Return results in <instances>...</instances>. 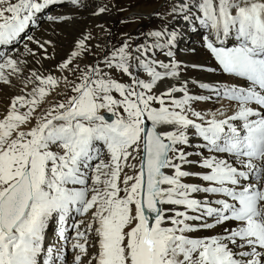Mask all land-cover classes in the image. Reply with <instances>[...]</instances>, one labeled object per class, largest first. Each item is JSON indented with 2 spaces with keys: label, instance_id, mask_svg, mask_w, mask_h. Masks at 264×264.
I'll return each instance as SVG.
<instances>
[{
  "label": "snow or ice",
  "instance_id": "1",
  "mask_svg": "<svg viewBox=\"0 0 264 264\" xmlns=\"http://www.w3.org/2000/svg\"><path fill=\"white\" fill-rule=\"evenodd\" d=\"M57 2L0 0V46L14 45ZM173 11L203 30L215 67L201 70L226 77L192 81L212 95L190 94L174 58L148 56L168 49L173 57L178 33L165 29L81 71L73 95L43 112L58 84L52 75L33 72L31 93L12 99L0 118V264H67L69 245L73 264H264V0H183ZM18 71L0 51V81ZM213 97L226 103L211 113L193 107ZM89 212L88 223L72 221L69 240V219Z\"/></svg>",
  "mask_w": 264,
  "mask_h": 264
},
{
  "label": "rangeland",
  "instance_id": "2",
  "mask_svg": "<svg viewBox=\"0 0 264 264\" xmlns=\"http://www.w3.org/2000/svg\"><path fill=\"white\" fill-rule=\"evenodd\" d=\"M66 1L67 2L59 0L56 4L49 5L45 11L43 10L38 14L37 17L41 19L27 29L26 34H22V38L18 39L14 45L9 46L6 50L11 56L15 55L18 57L22 55L24 51L25 55L22 57L24 61L22 66H20L17 74L18 76L8 84H4L0 81V88L2 86L5 88L4 91L0 93L1 118L7 113L10 106L9 103H11L15 92L18 93V95H23L32 91L35 84H27L25 82H27L33 72L42 76L52 75L58 81L56 88L51 90L50 94L42 102L43 105L46 103L47 107L46 105L43 106L42 103L41 105L43 107L40 105L39 111L42 110L41 112H43L44 109L47 110L52 105L63 102L68 96L73 95L71 86L79 82L81 71L89 66H95L105 55H110L112 51L123 46L125 43L131 46L129 51H133L139 45L153 43L155 38L148 34L152 31H160L162 29L163 21L168 17V12L171 11L172 2H175V0H84V6L81 8H72L74 5L68 0ZM7 2L15 3L17 0H7ZM101 8L105 10L99 12ZM43 12L45 16L42 18ZM128 14L130 15L128 16ZM48 16L57 18L63 16L67 17V19L49 21L47 19ZM46 24H50V29H44L40 31V33L38 30ZM194 25L195 24L188 25L187 29L184 31L186 35L182 39H186L189 35H195L194 32L188 31V29L192 26L194 27ZM167 30L169 31L170 28ZM197 35H195V37H197ZM27 36H32L33 40L38 43L27 40ZM85 36L89 37V39L85 40L86 51L75 58L68 69L61 70L59 65L69 58L71 52L76 50L77 41L84 39ZM193 36L192 38H194ZM181 37L182 35L178 37V42L182 40ZM177 41L171 50L176 52L173 54L175 57L174 59L180 63L182 68V73L180 75L184 76L182 78L186 80L187 74L183 68H186V65L189 66L187 64L188 61L190 62L189 56L191 54H196L200 45L197 41L194 42L192 39L190 45L193 46H188L189 44H187V49L193 51L184 49V51H181L182 45L185 43L179 44ZM25 44L28 46L27 49L25 48ZM196 44L198 45L195 47ZM40 45H43V47ZM5 49L6 48H4V51ZM167 50L168 49H156L148 53V56H154V58L160 60L163 53ZM151 53H154L153 56ZM77 68H79V71H77ZM141 73L143 72H138V75ZM110 75H113V78L125 83H129L131 79L115 71L110 72ZM144 75L145 73L139 75V77L143 78ZM217 77L218 79L221 78L219 76ZM56 89L59 91L63 90L64 92L62 91V94H59V91L55 92ZM199 92L202 94L206 92L209 93L202 89H199ZM91 219V215H88L84 221L85 224ZM70 232H72V230ZM94 239L95 234H92L90 236V243L94 241ZM89 252H94V249L90 248Z\"/></svg>",
  "mask_w": 264,
  "mask_h": 264
},
{
  "label": "bare ground",
  "instance_id": "3",
  "mask_svg": "<svg viewBox=\"0 0 264 264\" xmlns=\"http://www.w3.org/2000/svg\"><path fill=\"white\" fill-rule=\"evenodd\" d=\"M183 2V0H175V2H172L171 5V11L168 12V17L165 19V21H163V26L162 29L160 31H163L165 29L170 28L169 31L175 30L178 33V37H181V39L186 35V32L184 33V31L187 29L189 24H192L191 22L187 23L186 21L183 20L182 18V14H179L178 12H174L173 9L174 8H178V6ZM40 14V13H39ZM133 14V13H132ZM130 14H128L129 16ZM38 16V14H37ZM44 16V15H43ZM41 16V17H43ZM162 25V24H161ZM53 26V25H52ZM159 28H161L160 26H158ZM44 29L49 30L50 29V24H46L44 25L42 28H40L38 31H43ZM158 31V30H157ZM188 31H193L194 34H198L197 36V43H199L200 47L198 48V50L196 51V54H191L189 56L190 62L188 61V65H186V68H183L186 72V76L187 79L186 81H188V89L190 94H194V95H205V96H210L212 95L210 92L209 93H200L199 92V88L196 86V84H193L192 81H200V82H207V83H217V82H224L226 80V77L220 75L219 73H211V72H207V71H202L201 68H206V67H215V63L211 58L210 53L206 50V48L203 46V41H202V36H200V34L203 32L202 29L198 28L197 25H194V27H190L188 29ZM36 33V32H35ZM41 33V32H40ZM184 33V35H183ZM195 36V35H194ZM193 36V37H194ZM38 37V36H37ZM195 38V37H194ZM185 42L184 46V50H189L187 49V44L192 42V37L189 36V38H186L185 40H183V43ZM2 47V51H3V47H7V46H0ZM196 47V46H195ZM202 47V48H201ZM183 50V51H184ZM153 52V51H152ZM25 53V51H24ZM19 55L18 57H16L15 55H13L12 57L15 58L18 61V66L20 69V66H22V63L24 61V59H22V57H24L25 54ZM176 53V52H175ZM152 54V53H151ZM157 59V58H156ZM171 59L169 57H166L164 54L162 55V58L160 60H163L165 62H168V60ZM188 60V59H187ZM186 63V62H185ZM194 66H199V67H194ZM6 74L10 73L11 71H5ZM18 72L16 73H12L11 75L8 76L9 80H13L15 79V77H17ZM113 76V75H112ZM221 77L218 79V77ZM181 80H184L182 77V75H180ZM146 79V74L143 76L142 79ZM62 81V80H61ZM27 83V82H25ZM166 84H171L173 83V81H166ZM28 84V83H27ZM25 86V85H24ZM65 87V86H64ZM164 85H161V89H163ZM4 87L2 86L0 88V93H2V91H4ZM26 92H29L28 90H25ZM59 90H55V92H58ZM62 91H59V94H62ZM64 92V91H63ZM31 93V92H30ZM29 93L23 94L24 96H28ZM65 94V93H64ZM16 96H20L18 95V93L15 92L14 97ZM53 96V95H52ZM12 98V99H13ZM49 101V100H48ZM226 102L224 101H219L217 99H215V97H213L210 100H206V101H194L193 102V107L195 108V110L197 111H201V112H215L217 109L221 108L222 104H224ZM11 103H9L10 105ZM43 105V103H42ZM41 105V106H42ZM46 107L47 104L45 103ZM43 105V106H45ZM42 106V107H43ZM10 107V106H9ZM45 108V107H44ZM40 109V108H39ZM43 109V108H42ZM45 110V109H44ZM21 111H25V109H21ZM42 110H40L41 112ZM1 112V111H0ZM6 112V111H5ZM0 118H1V114H0ZM107 159V157H105V160ZM125 171L128 172V174H132V171L130 169H126ZM88 215H91V212H89L88 214H86L85 216L81 217L79 215H73V217H71L69 219V227H68V231H67V235L69 240H71V237L75 234L74 230L70 227L71 223L73 220H83L85 221V219L87 218ZM81 227L83 228V225H81ZM72 230V232H70ZM47 231V235L49 236L48 240L51 238L53 239V241H51V243L56 242V232H57V224L55 221H51L49 224V228L46 230ZM217 231H219V229H217ZM94 234V232H93ZM199 235H206L209 234L207 231H202L201 233H198ZM91 241V240H90ZM67 253H69V257L67 258ZM64 255L67 258V264H71L73 263V252L69 246H66L64 248Z\"/></svg>",
  "mask_w": 264,
  "mask_h": 264
},
{
  "label": "water",
  "instance_id": "4",
  "mask_svg": "<svg viewBox=\"0 0 264 264\" xmlns=\"http://www.w3.org/2000/svg\"><path fill=\"white\" fill-rule=\"evenodd\" d=\"M104 115H105V117L108 118V119L112 118V117H111V114H109V113H104Z\"/></svg>",
  "mask_w": 264,
  "mask_h": 264
}]
</instances>
